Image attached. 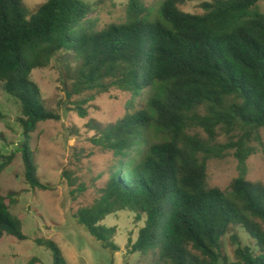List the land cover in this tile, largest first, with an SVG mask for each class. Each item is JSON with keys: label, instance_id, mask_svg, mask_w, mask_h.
<instances>
[{"label": "trees", "instance_id": "trees-1", "mask_svg": "<svg viewBox=\"0 0 264 264\" xmlns=\"http://www.w3.org/2000/svg\"><path fill=\"white\" fill-rule=\"evenodd\" d=\"M144 1L128 0L126 20L98 31L88 16L103 0H47L30 16L22 0H0V85L19 105L25 182L48 189L37 177L30 139L39 123L59 119L45 108L31 73L61 51L72 53L76 94L105 83L134 97L149 94L142 110L92 139L118 160L99 197L76 211V223L116 252L114 230L102 222L116 212L133 213L143 224L130 252L152 254V264H264V185L246 180L248 144L264 146L258 136L264 129V14L255 9L262 0H213L201 6L202 14L179 9L195 0H161L155 21L146 19ZM197 128L206 140L188 133ZM218 129L236 138L216 147ZM228 149H234L237 177L224 192L208 186L206 162ZM11 160L2 157L0 174ZM9 202L0 196V238L24 241ZM231 227L249 234L257 252L232 235L235 261L229 262L222 238ZM35 243L51 253L52 264H67L55 242Z\"/></svg>", "mask_w": 264, "mask_h": 264}, {"label": "rangeland", "instance_id": "rangeland-1", "mask_svg": "<svg viewBox=\"0 0 264 264\" xmlns=\"http://www.w3.org/2000/svg\"><path fill=\"white\" fill-rule=\"evenodd\" d=\"M22 1L30 16L47 0ZM83 1L95 4L98 0ZM212 1L186 2L179 9L185 13L202 14L201 6ZM127 3L128 0H103L88 19L95 23L98 31L111 24L123 23ZM144 4L147 20L161 19V0H145ZM255 9L264 14V0L258 2ZM77 66L78 59L74 54L61 51L51 57L47 67L31 73V81L38 87L45 108L59 116L56 121L39 123L30 139L37 177L47 185L46 190L31 189L25 182L23 163L17 150L22 142L18 124L21 116L19 105L0 85V163L2 157L12 155L11 162L0 174V196L9 198V212L21 221L22 232L27 238L24 241L10 236L0 238V264H29L32 259H35L32 264H52L51 253L38 246L36 239L55 242L67 264L153 263L152 254L130 252L143 224L142 220L136 221L133 213L116 212L102 222L114 230L112 242L118 247L116 252L103 249L75 221L76 211L92 205L99 197L118 160L112 152L94 145L92 139L125 114L142 110L149 97L147 92L134 97L109 83H105V88L76 94L74 75ZM78 112L85 116L81 118ZM188 133L207 139L198 128L190 129ZM258 136L264 145V129L259 130ZM232 137L218 129L214 145L221 147ZM248 146L253 153L246 161V180L264 185V146L255 140ZM233 153L234 149H228L207 160V184L210 188L229 191L231 182L237 177V161ZM62 173L68 181L66 177L62 179ZM80 187L84 189L77 191ZM232 235L238 237L241 247L248 246L257 252L256 241L249 234L240 227H231L222 238V253L229 262L235 261L236 245L230 240Z\"/></svg>", "mask_w": 264, "mask_h": 264}]
</instances>
